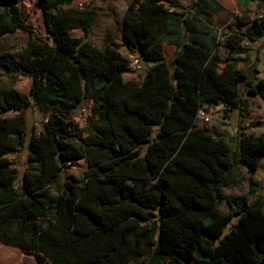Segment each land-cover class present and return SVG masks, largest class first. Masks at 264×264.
Instances as JSON below:
<instances>
[{
  "label": "trees",
  "instance_id": "obj_1",
  "mask_svg": "<svg viewBox=\"0 0 264 264\" xmlns=\"http://www.w3.org/2000/svg\"><path fill=\"white\" fill-rule=\"evenodd\" d=\"M21 1L0 0V39L30 34L19 59L2 53L0 66L32 77L28 93L0 86V242L35 264H264V196L253 183L252 200L224 193L238 164L259 168L264 134L240 132L233 148L224 132L197 121L213 105L241 114L244 93L264 98V78L238 67L264 37V0H255L261 13L246 31L227 33L208 18L223 8L218 0H131L119 20L122 42L154 62L139 81L124 78L129 58L116 44L87 39L94 9L38 0L44 38L26 24ZM86 98L92 115L83 134L70 115ZM32 107L49 113L39 132L24 114ZM22 150L18 182L11 157ZM80 158L84 177L61 179Z\"/></svg>",
  "mask_w": 264,
  "mask_h": 264
},
{
  "label": "rangeland",
  "instance_id": "obj_2",
  "mask_svg": "<svg viewBox=\"0 0 264 264\" xmlns=\"http://www.w3.org/2000/svg\"><path fill=\"white\" fill-rule=\"evenodd\" d=\"M175 1L180 5H186L190 0ZM218 1L222 3L223 8L217 12H211L208 18L213 26L222 33H227L232 30V27L236 28L238 26L241 31H246L252 19L261 13V7L255 0H251L248 5H244L242 3L243 0ZM130 2L131 0H72L69 4L63 5V7H91L94 9L95 19L87 39L100 48H103L106 43L116 44L123 55L130 57L136 55V52L131 53L128 51V48L122 42L119 30V20L125 13ZM20 8L22 17L25 19L29 28L36 35L44 38L47 37L48 32L45 24V16L39 1L22 0ZM72 33L76 36H84L81 29L74 30ZM29 36V32L21 29L3 35L0 39V54L7 53L18 60L26 46ZM251 45L253 47V50H251V59L246 63L239 64L238 67L248 65L251 67L252 76L255 78H264V37ZM164 49L167 57L171 59L175 51V46L166 40L164 42ZM219 53L224 58L228 51L225 47L220 46ZM256 55H259V61H257L256 65L258 72H255L253 69L254 65L252 66ZM142 61L144 64L143 68L141 70H133L126 74V80H141L148 65L154 63L153 61L148 63L143 59ZM31 85V76L7 72L0 66L1 87H13L21 92L28 93ZM244 98L246 99L247 105L241 114L235 111L227 116L223 105H213L208 107V110H205L208 112L209 121L198 117V124L207 127L211 132H224L233 148L238 147L240 132L254 135L264 134V98L260 95H251L248 93H244ZM84 103L88 105L90 100L86 98ZM24 114L27 118L29 130H35L36 132L42 129L43 120L49 115V113H44L35 107L26 109ZM70 119L78 126L83 134H86L87 130L89 131L90 122L86 123L81 121L73 113L70 115ZM26 158V150H22L17 155L11 157L18 169V182L21 180L26 167ZM85 170L86 160L84 158L76 159L65 166L61 179L71 175L84 177ZM250 183H253L252 186L257 189L258 194L264 196V159L256 171H251L247 166L238 164L224 187V193L227 195H248L249 199L252 200L254 196L250 194ZM219 207L223 212H227L231 208L225 201L221 202ZM236 221L237 217L232 220L225 231L227 232ZM22 259H24L22 264H35L34 256L24 254ZM1 263H4L2 256L0 257Z\"/></svg>",
  "mask_w": 264,
  "mask_h": 264
},
{
  "label": "built area",
  "instance_id": "obj_3",
  "mask_svg": "<svg viewBox=\"0 0 264 264\" xmlns=\"http://www.w3.org/2000/svg\"><path fill=\"white\" fill-rule=\"evenodd\" d=\"M129 58V67L131 71L133 70H141L143 68V61L140 58L139 55H133L128 57ZM92 115V103L90 102L88 105L85 103H82L77 107V109L74 112V116L78 117L81 121H84L86 123L90 122V117ZM198 117H201L205 121H209L208 112L205 110H200Z\"/></svg>",
  "mask_w": 264,
  "mask_h": 264
},
{
  "label": "crops",
  "instance_id": "obj_4",
  "mask_svg": "<svg viewBox=\"0 0 264 264\" xmlns=\"http://www.w3.org/2000/svg\"><path fill=\"white\" fill-rule=\"evenodd\" d=\"M131 71L124 74L125 75L130 73ZM132 80V79H128ZM24 253H22L18 248L5 245L0 242V257L2 256L4 258V263L1 264H22L24 259H22V256Z\"/></svg>",
  "mask_w": 264,
  "mask_h": 264
}]
</instances>
